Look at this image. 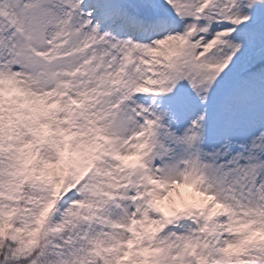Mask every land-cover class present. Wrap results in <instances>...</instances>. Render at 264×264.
Masks as SVG:
<instances>
[{
    "label": "snow or ice",
    "instance_id": "1",
    "mask_svg": "<svg viewBox=\"0 0 264 264\" xmlns=\"http://www.w3.org/2000/svg\"><path fill=\"white\" fill-rule=\"evenodd\" d=\"M0 264H264V0H0Z\"/></svg>",
    "mask_w": 264,
    "mask_h": 264
}]
</instances>
